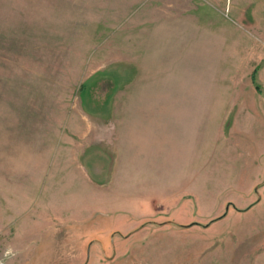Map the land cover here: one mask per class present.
<instances>
[{
  "label": "rangeland",
  "instance_id": "1",
  "mask_svg": "<svg viewBox=\"0 0 264 264\" xmlns=\"http://www.w3.org/2000/svg\"><path fill=\"white\" fill-rule=\"evenodd\" d=\"M153 3L0 0V264H264V138L234 152L218 134L236 114L246 128L256 119L231 102L246 94L244 68L264 107V0H220L190 22L175 16L174 34ZM188 66L204 67L198 96H212L194 116L209 131L197 155L211 164L208 181L168 178L163 153L139 177L91 183L70 117L93 118L108 107L92 101L122 96L130 81L133 95L158 86L171 96ZM108 109L107 119L122 114ZM202 183V196L174 195ZM189 221L210 225H180Z\"/></svg>",
  "mask_w": 264,
  "mask_h": 264
},
{
  "label": "crops",
  "instance_id": "2",
  "mask_svg": "<svg viewBox=\"0 0 264 264\" xmlns=\"http://www.w3.org/2000/svg\"><path fill=\"white\" fill-rule=\"evenodd\" d=\"M218 1L220 0H154L152 8H156L158 14L161 15V23L169 24V30L172 28L171 32L174 34L175 16L180 18V23L190 22L188 19L196 20L195 16L202 13L204 7L211 8L210 4H216ZM188 16L189 18H187ZM94 70L93 73L98 72L96 69ZM201 73H206L204 67L192 69L188 66L183 81L173 82L171 96H164L163 89L160 90L158 86H156L155 96L133 95L132 90L136 86H133L130 81L124 87L122 96L109 95L100 99L95 98L93 101L88 100L96 101L102 107H112L114 112L120 110L122 114L107 119L105 114L109 109L97 108L95 109L96 115L89 119L85 112H79V116L77 115L79 124L76 115L70 117V135H75L79 131V159L86 161L89 171H86L85 164L80 162L79 165L85 169L87 179L98 187L105 188L106 184L117 180L139 177L142 168L149 165L153 167L157 164L153 159L155 154L162 155L164 153L168 157L158 165L168 178L188 181L190 177H199L203 182L208 181L211 164L205 162L204 157L197 158V155L209 142V131L201 130L200 127L204 122L194 119V116L202 114L205 116L206 108L204 106L209 105L212 101V96H198L202 85L196 80L201 78ZM257 75L261 81L264 70L260 69ZM203 78L206 79V76ZM251 81L250 70L244 68L238 88H241L246 94L239 93V97L232 99L231 102H236L241 106H250L248 114L256 118L254 124L248 128L244 127L241 125L242 117L238 119L239 115L236 114L235 120L231 118L233 121L227 122L229 128L223 129L225 127L224 119L218 130L219 136L225 132L224 136L234 152L244 149L243 142H249L253 149V142L264 138V107H257L259 98L254 96L257 89L253 87ZM241 83L244 88H247L246 90L241 86ZM143 90L144 88H142ZM259 97L264 101L263 96ZM200 105L203 108L198 107L197 109L196 106ZM238 107H233L231 110L226 109L224 118L227 117L228 112L238 113L241 111ZM241 109L243 112V108ZM169 111L171 117L166 118L165 115ZM84 121H88V124H85ZM160 130L165 135L164 138L159 135ZM164 130L167 131L166 134ZM89 147H93L94 153L87 155ZM260 161L264 164V157ZM238 162H241L239 157L235 160L236 167ZM201 185L199 193L193 190L177 192L174 195L202 196L206 184L202 183ZM179 187H184V185L177 188ZM259 196L262 195L259 194ZM222 206L223 204H221L220 210ZM160 222L165 225L171 223L172 220L166 219ZM189 222L191 223L180 225L192 227L196 224L197 226L192 227L196 232L204 230L210 225V222L205 221Z\"/></svg>",
  "mask_w": 264,
  "mask_h": 264
}]
</instances>
